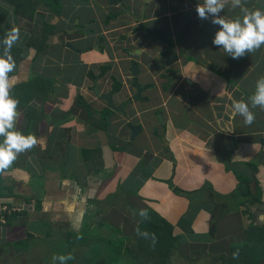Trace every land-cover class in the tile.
<instances>
[{"label": "crops", "instance_id": "obj_1", "mask_svg": "<svg viewBox=\"0 0 264 264\" xmlns=\"http://www.w3.org/2000/svg\"><path fill=\"white\" fill-rule=\"evenodd\" d=\"M201 2L33 0L28 16L25 0H0L2 38L11 27L20 29L12 89L17 128L45 141L0 175V206L12 214L0 224L3 259L43 231L49 237L66 228L73 246L81 244L85 226L101 224L120 228L129 250L141 218L134 213L146 209V221H165L178 237L170 255L244 264L230 247L246 242L250 222L264 225V110L248 100L264 77V45L232 59L212 43L219 26L198 18ZM245 6L264 11V0ZM221 15L242 13L229 6ZM34 36L38 46L46 40L45 52L29 44ZM102 64L110 68L90 78L88 71L98 74ZM111 76L121 82L115 104L136 92L135 78L142 98L122 112L107 107L94 85L113 90ZM233 100L249 102L251 125L234 113ZM131 127L138 128L132 137Z\"/></svg>", "mask_w": 264, "mask_h": 264}, {"label": "clouds", "instance_id": "obj_2", "mask_svg": "<svg viewBox=\"0 0 264 264\" xmlns=\"http://www.w3.org/2000/svg\"><path fill=\"white\" fill-rule=\"evenodd\" d=\"M229 6L232 9L239 8L242 16L231 19L221 15ZM196 12L199 19H210L212 24L219 26L212 43L217 48L223 49L232 59H240L264 45V11L250 10L245 6V0H202L197 4ZM19 40L20 29L11 27L3 39L4 50L3 55H0V137L3 138L0 142V175L6 174L21 154L37 145L45 144V141L35 134L26 135L17 128L20 116L19 100L12 95V89L16 86L18 77L14 74L17 65L11 50ZM248 100L251 108L259 107L264 110V77L257 80L254 94ZM249 102L244 100L232 102L234 113L242 116L246 125H251L255 120V114L250 109ZM137 214L142 220L149 218L146 209L134 213V215ZM137 234L146 235L141 233L139 228H137ZM153 239H155L154 236ZM238 255V251L234 252L233 258H238ZM73 259L74 256L71 253L54 254L52 257L54 264L56 261L59 264H67Z\"/></svg>", "mask_w": 264, "mask_h": 264}, {"label": "rangeland", "instance_id": "obj_3", "mask_svg": "<svg viewBox=\"0 0 264 264\" xmlns=\"http://www.w3.org/2000/svg\"><path fill=\"white\" fill-rule=\"evenodd\" d=\"M48 24L45 23V26ZM48 27V26H47ZM7 208V207H6ZM8 212V208L6 210ZM114 217V216H113ZM111 219V220H110ZM108 221H112V213L108 216ZM98 224L99 222H95ZM63 228L59 233L48 237L49 230L43 231V237L29 240L30 243H20L18 245V254L14 256L8 254V259L2 258L0 253V264H54L53 255L69 254L74 259L67 264H155L144 256V252L138 249L134 240L129 245L131 251L126 249L125 237L119 232L120 228H108L101 224L96 227L85 226L82 232L81 244L69 245L67 242V233ZM129 231L126 230L125 233ZM120 233V234H119ZM86 238V240H85ZM133 239V238H132ZM134 255H138L137 261ZM171 256V257H170ZM169 256V264H209L206 257L198 259H182L177 256ZM55 264H59L58 261ZM218 264V262L212 263Z\"/></svg>", "mask_w": 264, "mask_h": 264}, {"label": "trees", "instance_id": "obj_4", "mask_svg": "<svg viewBox=\"0 0 264 264\" xmlns=\"http://www.w3.org/2000/svg\"><path fill=\"white\" fill-rule=\"evenodd\" d=\"M25 1L28 3V8L25 14L31 16L35 10V6L32 5L33 0H25ZM58 1L59 0H55V3H57ZM36 2H39V0H36ZM141 28L145 30L150 36L165 41L169 46L172 44L171 40L164 34L160 33L157 29L151 31L144 25H141ZM135 29L136 28H134V30ZM35 40H37V38L35 36L32 37L29 41V44L32 45L33 43V45L37 47L38 51L45 52L46 51L45 46H48L46 40L43 41V46H38L37 43H35ZM2 42H3V38L2 35H0V55H3V50H4V45ZM20 53H21V48L13 46L11 50V54L13 55L15 60L19 59ZM109 68H110V64H102L99 67L98 74H94L91 70H89L88 76L90 78L101 76ZM111 78L113 80L112 89L118 91L121 87V82L117 80V78H115L114 76H111ZM104 112L108 114V112H110V109L106 108L104 109ZM242 181L245 183L246 180L243 179ZM1 196L3 195L1 193V183H0V197ZM258 196H259V190L257 189L255 195L253 196L254 202L259 201ZM1 207L2 206H0V208ZM11 216L12 214L8 215L6 214V212L0 211V224H2L1 221L2 217L4 218V223H6L7 221L10 220ZM247 216L248 219L251 220V215L248 214ZM137 228L140 229L141 233H146V235H138ZM133 234L138 249L141 251V253L144 252L145 257H147L152 262L154 261L155 264H169L168 258L171 252L176 248L178 242V237L172 236L171 225H169L165 221H162L158 226H154L148 221L142 220V218H140L139 223ZM245 235H246V242L244 244L232 245L230 247V254L233 256V253L238 251L239 255H242L244 258V264H259L260 260L264 261V225L257 226L254 225L252 222H250L245 230ZM153 236L155 239H153ZM71 239H69V241ZM129 251H131L130 248ZM132 257H134L136 261L139 259L137 258L138 255H134ZM220 258L223 259V257Z\"/></svg>", "mask_w": 264, "mask_h": 264}, {"label": "water", "instance_id": "obj_5", "mask_svg": "<svg viewBox=\"0 0 264 264\" xmlns=\"http://www.w3.org/2000/svg\"><path fill=\"white\" fill-rule=\"evenodd\" d=\"M110 1L114 2V0H110ZM142 14H143V12H141V17H142ZM139 19H141V18H139ZM132 73L133 74L137 73L136 64L132 68ZM134 86L136 88V92L131 96V98H128L127 100H125L119 104H115L113 99H112V95L114 94L115 90H110L108 92H100V90L98 89V87L96 85H94V90H95L96 94H98V96L105 101L107 107H109L110 109H112L114 111L122 112L124 104H126L132 100H137V99L142 98V96L140 95L142 88L140 87V85L136 81V78L134 80ZM130 129H131V137H132L138 128L137 127H131Z\"/></svg>", "mask_w": 264, "mask_h": 264}, {"label": "built area", "instance_id": "obj_6", "mask_svg": "<svg viewBox=\"0 0 264 264\" xmlns=\"http://www.w3.org/2000/svg\"><path fill=\"white\" fill-rule=\"evenodd\" d=\"M6 210H7V208H6L5 206H2V207L0 208V211H1V212H7ZM1 221H2V223H4V218H3V217H2V220H1Z\"/></svg>", "mask_w": 264, "mask_h": 264}, {"label": "flooded vegetation", "instance_id": "obj_7", "mask_svg": "<svg viewBox=\"0 0 264 264\" xmlns=\"http://www.w3.org/2000/svg\"><path fill=\"white\" fill-rule=\"evenodd\" d=\"M126 50H127V48H126Z\"/></svg>", "mask_w": 264, "mask_h": 264}]
</instances>
